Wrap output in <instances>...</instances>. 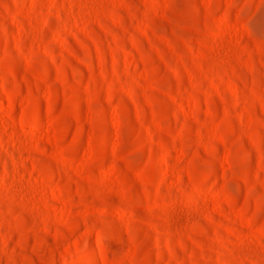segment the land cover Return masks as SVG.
I'll use <instances>...</instances> for the list:
<instances>
[{
  "label": "rangeland",
  "instance_id": "374dc122",
  "mask_svg": "<svg viewBox=\"0 0 264 264\" xmlns=\"http://www.w3.org/2000/svg\"><path fill=\"white\" fill-rule=\"evenodd\" d=\"M0 264H264V0H0Z\"/></svg>",
  "mask_w": 264,
  "mask_h": 264
},
{
  "label": "bare ground",
  "instance_id": "6f19581e",
  "mask_svg": "<svg viewBox=\"0 0 264 264\" xmlns=\"http://www.w3.org/2000/svg\"><path fill=\"white\" fill-rule=\"evenodd\" d=\"M234 91V90H233Z\"/></svg>",
  "mask_w": 264,
  "mask_h": 264
}]
</instances>
